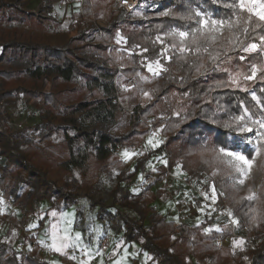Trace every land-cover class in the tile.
<instances>
[{
  "label": "trees",
  "instance_id": "16d2710c",
  "mask_svg": "<svg viewBox=\"0 0 264 264\" xmlns=\"http://www.w3.org/2000/svg\"><path fill=\"white\" fill-rule=\"evenodd\" d=\"M31 2L0 0V107L23 99L40 112L34 129L38 139L24 130H13L0 114V188L21 209L24 218L19 223L25 226L40 202L49 201L52 209H59L61 203L66 208L83 196L92 208L100 207L99 221L105 216L115 221L118 216L126 242L139 244L156 264H264V130L258 141L263 180L257 194L252 187L236 188L227 174L217 172L223 162L219 147L253 158L248 133L224 125L235 126L234 118L239 116L264 122V20L241 8L240 0H139L131 12L113 10L116 0H81V11L72 14L75 36L61 48L26 30L4 27L57 23L54 5L69 0H43L35 10L29 8ZM209 17L232 21L234 27L225 24L221 32L213 33L204 29L203 36L197 33L196 43L191 35L186 38L183 47L191 51L178 49L179 37L172 33H191L200 27L199 20ZM98 21L107 27L99 28ZM251 44L256 49L245 51ZM113 59L128 71H145L147 64L157 61L161 64L158 75L137 87V93L145 87L151 95L155 123L149 125L143 108L136 106L131 114L133 129L119 137L110 133L124 108L115 84L119 67ZM75 79L84 80L90 89L73 97L72 89L57 87L59 80ZM158 127L164 142L140 154L130 171L120 150L138 147ZM60 132L64 141L51 142ZM60 143L64 152L58 148ZM77 143L87 150L77 151ZM160 154L168 163L161 166L164 172L180 164L189 182L209 177L217 191L216 203L231 212L240 230L260 240L248 243L242 252L219 248L215 240L231 235L228 226L208 235L207 221L198 226L177 223L154 207L163 189L154 191L148 184L138 194L131 192L128 184ZM112 168L120 169L111 192L114 214L96 199L99 176L78 182L72 173L74 169L86 173L98 169L108 174ZM59 170L68 178L63 180ZM78 188L84 193H77ZM14 245L0 235V264H52L37 250L20 258Z\"/></svg>",
  "mask_w": 264,
  "mask_h": 264
},
{
  "label": "rangeland",
  "instance_id": "374dc122",
  "mask_svg": "<svg viewBox=\"0 0 264 264\" xmlns=\"http://www.w3.org/2000/svg\"><path fill=\"white\" fill-rule=\"evenodd\" d=\"M42 1L43 0H32L31 4L29 5V8L31 10H35ZM260 2L264 3V0H260ZM81 6V0H69V2L56 3L54 5V10L52 14L57 19V23H48L44 27L25 26L19 23L6 24L4 25V27L7 29L26 30L28 33L33 34L34 36L43 41L49 42L51 44L63 48L66 46L68 39L72 36H75V33L73 32L71 27L72 14L75 12H80ZM259 11H261V9L256 7L254 11L250 13L256 15V12ZM101 23L106 24V22L104 21H101ZM221 30L222 29H219L217 32H221ZM118 41L123 42V38L119 37ZM185 41L186 38L184 39L183 44ZM177 48H181L180 37L177 42ZM113 62L115 65L117 64L118 66H122L118 61H116V59H113ZM148 65L149 64L145 66V71H128L123 69V67L121 68L120 76L115 84L118 93H121V103L124 108L121 112L117 114L115 125L110 130V133L113 136H124L133 129L131 114L136 106L143 108V110L145 111V115L148 118L149 125H153L155 123L156 115L154 112L153 100L151 98V95L145 87H143L141 91L137 93V87L139 82L147 84L153 76L158 75L153 71H149ZM159 65L160 68L158 69V73L161 71V64ZM129 66H132V64H130ZM152 67L156 68V63H154ZM130 80L136 81V85L133 88H127V84ZM57 87H68L72 89L74 91L72 95L73 97H78L82 93L87 92L88 89H90V85H87V82L81 79H75L72 82H64L62 80H59L57 83ZM31 108H33L31 105L26 104L23 99H20L15 105L1 106L0 114L3 116V121H5L6 124L13 130H24L29 136H34V138L38 139L37 135L39 134V132L34 129H36V125L40 122V119L39 117H35L29 114L28 111ZM244 122L247 127L252 129L251 132H247V144L248 147L253 150V157H255L251 167L248 170V174L246 176H241V174L238 173L235 168L226 163L224 158L223 162L218 165L217 172H223L227 174L236 188L244 189L247 187H252L254 188V192L257 194L258 187L263 180V174L260 169L262 152L260 147L258 146V141H260L261 139V130H264V127H261V123L252 121L249 116L244 117ZM161 129V127H158L156 130H153L151 134L145 139V141L141 143V145H139L138 147L124 148L120 150V158L127 163V167L130 171L133 170L135 160L140 154L148 152L150 150H154L164 142V139L161 135ZM64 138L65 137L63 133L60 132L58 134L53 135L51 142L62 143V141H64ZM249 140H251V143H248ZM149 141H151V143H149ZM61 146L62 144L58 145V148L60 152H64V147ZM257 147L260 149L258 155L255 152V149ZM75 149L81 152H85V150H87L84 145H82V143H77L75 145ZM125 153H127L128 155H125ZM167 165L168 163L164 155L160 154L159 156L153 157L146 164L145 170L139 172L137 176L133 178V181L128 184V188L134 194H138L144 188V186L148 184H152L154 186V190L164 189L165 193L161 200L156 203L155 207L158 210L167 214L168 216L177 218L179 222H188L191 225H195V223H198L201 220L203 222L204 220H206L208 222V227L205 231L208 235H212V233H214L215 231H221L222 227L227 226L225 223V218L215 213L213 209L209 206L204 205L196 196L195 190L203 191L211 202L216 203L217 191L214 189L212 183H209V177L202 176L189 182L187 180V175L182 171L180 164L164 172L161 169V166L167 167ZM97 171L98 169H89L86 173L79 169H74L72 173L78 182H81L84 178H92L94 176H99L100 182L98 185L96 199L104 206L106 211L114 214L115 207L112 205L111 192L113 187L118 183V174L120 173V169L112 168L108 174H100ZM59 175L63 176V180L65 178H68V174L63 173L62 170H59ZM241 179L244 180L243 184L239 182ZM206 188H208V190H205ZM76 191L79 194L84 193L81 188H78ZM47 202L49 201L42 202L45 205V207H41L42 210H45L46 206H48ZM39 205H41V203L36 205V211L37 213L39 212V219L41 220V217H43V219L45 220L46 216H41V214L45 213V211H42L40 213V210L38 208ZM99 208V206H97L96 208H92L90 206L89 200L82 196L78 200L77 204H70L66 208H64L63 203H61L59 205L58 210H61L62 215L58 214L56 211L50 212L49 216L47 217L51 224V230L53 233L51 235V242L52 244H55L54 249L56 250V248H59L60 250L56 251L58 253H61V251L65 249L66 245L69 244V239L67 237L68 235H70L71 229L74 224V215L76 214V225L79 229H82L83 227V231H85L86 236V243L91 244V247H93L94 244L99 246L101 240L104 237L110 236L112 238L113 254L115 252H118L119 248H121V246L126 243L125 237L123 236L124 230H120L122 226V221L118 216L115 221L109 220L107 216H105L103 221H99ZM196 208H203V211L201 215L199 214L198 218H194ZM62 211H66L65 216H63ZM53 213H55V215H53ZM122 213L126 214L129 218L138 219V217L130 211L122 210ZM203 214L205 216V219L201 217ZM5 215L11 216V218H14L15 220L18 218L21 219V217H19V209L16 206H0V217L6 220L7 218ZM32 217L34 216H31V218ZM192 218L193 220H191ZM32 223L34 227L38 226L39 224L37 219L35 222ZM60 223L61 225L63 224L62 232L58 230V228L60 227ZM20 229L21 228L19 225H16V227L12 226L11 235L13 237L18 235ZM2 232H5L4 223L0 225V233ZM82 235L83 232L81 230H77L75 238H81L80 240H83ZM241 241L242 243H240ZM247 245L248 243L241 238H231L228 239L226 243L227 247H231L234 251L239 252L244 251L248 247ZM102 255L107 258L109 254H99L97 249V255L95 258H99ZM60 256L62 255L60 254Z\"/></svg>",
  "mask_w": 264,
  "mask_h": 264
},
{
  "label": "crops",
  "instance_id": "0c3cea01",
  "mask_svg": "<svg viewBox=\"0 0 264 264\" xmlns=\"http://www.w3.org/2000/svg\"><path fill=\"white\" fill-rule=\"evenodd\" d=\"M148 137V136H147ZM146 137V138H147ZM154 190V188H153ZM159 190V189H156ZM154 190V191H156ZM164 190V189H163ZM165 193V192H164ZM161 199L157 200L154 203V207L156 205V203H158ZM41 205H39V210L40 213L42 211H45V213L41 214L46 216V219L44 220L43 217H41L42 219H39V212L37 213V215H35L34 217L31 218V216L29 217V221L28 223L23 226L19 222L20 220H22L24 218V215L21 211V209L18 207L19 209V213L21 219H14L11 218V216H6V220L2 217H0V225L2 223H4V230L5 232L0 233V235L2 237L11 239L13 241V243L15 244L16 242H18L19 240H23L25 239L26 241L30 242V241H35L38 242L40 245H48L50 246L54 251H56L53 247V244L51 242L52 237L51 235L52 230H51V224L48 220L49 213L50 212H57L58 214H61V210L58 209H52L51 208V203H48V206H46L45 210H42L41 207H45L44 203L40 202ZM17 207V206H16ZM156 208V207H155ZM157 209V208H156ZM38 210V211H39ZM158 210V209H157ZM49 211V212H48ZM160 213H162L163 215H165L168 220L171 221H175L177 223H181L179 222V220L175 217H170L167 214H165L164 212L158 210ZM203 211V208H196V212L194 214V218H198L199 214L201 215ZM63 212V216L66 215V211H62ZM74 224L73 227L71 229L70 235H68V239H69V244L66 245L65 249L61 251V253H58L57 251V258L49 263L52 264H156V262L153 261L152 257L145 251H143L141 249V246L135 242H126L124 245L121 246V248H119L118 252H115L113 254L112 248L107 252V254H109L106 257H104L103 255L99 258H95L97 255V249H98V245H95L93 247H91V244L86 243V236H85V231H83V227L82 229H79L76 225V214L74 215ZM205 219L204 214L201 216ZM36 219L38 220L39 224L38 226L34 227L32 222H35ZM40 220V221H39ZM193 220V218L191 219ZM16 222V225L20 226V230L18 235L16 236H12L11 235V227H16L14 225H12V222ZM206 221V220H204ZM10 222V223H9ZM42 222V224H40ZM186 223L190 226H198L201 223H203V221H199L198 223H195V225H191L188 222H183ZM63 225V224H62ZM62 225L60 223V227L58 228V230L60 232H62ZM77 230H81L83 232V240H80L81 238H75L76 236V231ZM16 238V239H15ZM81 252V253H79ZM60 254L62 256H60ZM84 256V260H80V256ZM112 255V256H111ZM99 256V255H98ZM111 256V257H110ZM81 261V262H80Z\"/></svg>",
  "mask_w": 264,
  "mask_h": 264
},
{
  "label": "built area",
  "instance_id": "2783aa9c",
  "mask_svg": "<svg viewBox=\"0 0 264 264\" xmlns=\"http://www.w3.org/2000/svg\"><path fill=\"white\" fill-rule=\"evenodd\" d=\"M138 4H139V0H116V3L112 6V8L115 11H119L122 9L126 12H131L133 9H135L138 6ZM96 24L99 28L107 27V24L101 23V21H98ZM111 49H112V46H110V51ZM120 72H121V68L119 67V73ZM135 85H136V81L130 80L127 84V88H133ZM28 112L29 114L35 117H39V114H40V112L34 107L29 109ZM195 191H196L195 192L196 196L199 198V200L204 205L209 206L210 208L213 209L215 213L225 218V223L231 230V235L229 237L227 238L218 237L215 240L217 247L219 248L225 247L227 240L231 238H241L250 244L254 242H258L260 240V239H252L248 236L246 231L240 230L238 228V223L236 219L232 216V214L227 209L220 207L217 203L211 202L203 191H199V190H195ZM0 206L1 207L14 206V203L11 199H7L4 197V194L1 188H0ZM111 248H112V238L110 236H106L101 240L98 246V252L99 254H106ZM14 249L16 250L20 258L25 257L29 251H33V250H37L40 256L44 260L49 261V262L55 260L58 256L57 252H55L50 246L40 245L38 242H35V241L27 242L25 239L19 240L18 242H16L14 245ZM79 258L80 260L85 259L84 256L82 255Z\"/></svg>",
  "mask_w": 264,
  "mask_h": 264
},
{
  "label": "snow or ice",
  "instance_id": "6c2138e0",
  "mask_svg": "<svg viewBox=\"0 0 264 264\" xmlns=\"http://www.w3.org/2000/svg\"><path fill=\"white\" fill-rule=\"evenodd\" d=\"M241 8L246 9L249 12H253L254 9L256 7L260 8L261 11L256 12V15L259 16V18L261 20H264V3L260 2V0H240V5ZM168 13H162V15H167ZM197 16H201L202 14L200 12H196L195 13ZM198 24L200 25V27H198L197 29H195L193 32L189 33V32H175L172 33L175 36H179L181 38V51H191V48H185L183 47V41L185 38H187L189 35L192 36L193 38V43H196V36L197 33H200L201 36L204 35V29H207V31L209 33H213L218 31L220 28H222L225 24H227V26L229 28L234 27V23L232 21H223V20H215V19H211L209 18H205V19H201L198 21ZM213 40L215 39V36L211 37ZM262 40H264V37H261ZM256 44H251L248 46V48H245V51H249V50H255L256 49ZM149 71H153L154 73L158 74V69L160 68L159 62H156V68H153L151 64L148 65ZM255 71L256 69L253 68V76L255 75ZM246 79H251V76L245 77ZM253 98L256 99L255 95L253 94ZM235 121L237 122L236 125L234 126L232 123H226L224 125L225 128L228 129H234L240 133H244V132H251L252 129L247 127L246 124L241 123L244 120L243 116H239V117H235L234 118ZM261 123V127H264V122H260ZM149 143H151V141H149ZM248 143H251V140L248 141ZM155 146V145H153ZM256 154L258 155L260 152V149L257 147L255 149ZM218 155H220L221 157H223L226 161V163H228L230 166H232L233 168H235V170L241 174V176H246L248 174V170L251 167L253 160L255 159V157H253L252 159H249V157L245 154H243L241 151H237L234 149H229L226 146H222L219 147L217 150ZM125 155H128L127 153H125ZM241 184L244 183V180L241 179L239 181ZM251 198V197H250ZM53 215H55V213H53ZM235 243V242H234ZM242 243V241L240 242ZM53 247H55V244H53ZM57 251H59V248H56Z\"/></svg>",
  "mask_w": 264,
  "mask_h": 264
}]
</instances>
